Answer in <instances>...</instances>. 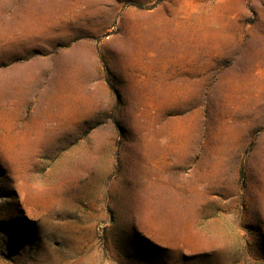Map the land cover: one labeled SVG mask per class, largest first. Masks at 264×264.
Instances as JSON below:
<instances>
[{"label":"rangeland","instance_id":"obj_1","mask_svg":"<svg viewBox=\"0 0 264 264\" xmlns=\"http://www.w3.org/2000/svg\"><path fill=\"white\" fill-rule=\"evenodd\" d=\"M46 1L0 0V264H264V0Z\"/></svg>","mask_w":264,"mask_h":264},{"label":"crops","instance_id":"obj_2","mask_svg":"<svg viewBox=\"0 0 264 264\" xmlns=\"http://www.w3.org/2000/svg\"><path fill=\"white\" fill-rule=\"evenodd\" d=\"M45 6L49 7L50 5L52 4H55V5H58L60 7H67V6H71L72 5V2L71 0H58V1H51V0H48L46 2L43 3ZM17 11L18 10H24V8H19V9H16ZM18 16H21L20 13H16L15 14V20H20L22 21L21 18H19ZM76 16H72V15H69L68 13H61V14H47L45 15V19L47 22H49L50 24H53L55 23H60V24H64L66 22H71L72 21V24L76 25V22H77V17L75 18Z\"/></svg>","mask_w":264,"mask_h":264}]
</instances>
